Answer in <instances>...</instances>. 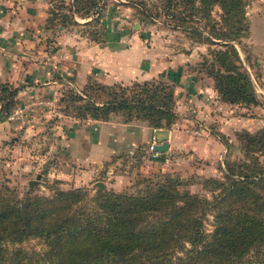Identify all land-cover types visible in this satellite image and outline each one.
Returning a JSON list of instances; mask_svg holds the SVG:
<instances>
[{
  "label": "trees",
  "instance_id": "trees-1",
  "mask_svg": "<svg viewBox=\"0 0 264 264\" xmlns=\"http://www.w3.org/2000/svg\"><path fill=\"white\" fill-rule=\"evenodd\" d=\"M97 3L70 0V9L80 17H91L84 22L90 24ZM246 3L162 0L164 12L176 25L193 18L211 22V6H219V21L212 20L205 37L217 47L205 61L220 98L230 103L258 100L234 44L248 29ZM186 27L193 34L202 33L196 24ZM90 35L97 38L95 30ZM94 83L109 96L100 103L88 101L82 110L78 106L76 116L108 120L111 112L123 110L127 121L138 117L153 127L170 124L173 89L168 83L151 78L135 82L130 90L120 83ZM19 90L20 86L0 79V121L11 111ZM67 97L80 98L71 90ZM238 137L246 156L254 148H264V128ZM225 178L227 182L206 180L219 189L212 188L210 198L191 192L184 187L187 180L170 172L140 175L133 191L94 194L72 187L50 195L27 191L20 197L13 187L1 183L0 264H238L250 253V264H263L264 167L255 158L226 160ZM208 213L210 231L202 223Z\"/></svg>",
  "mask_w": 264,
  "mask_h": 264
},
{
  "label": "rangeland",
  "instance_id": "rangeland-1",
  "mask_svg": "<svg viewBox=\"0 0 264 264\" xmlns=\"http://www.w3.org/2000/svg\"><path fill=\"white\" fill-rule=\"evenodd\" d=\"M35 1L43 4L46 12L44 29L40 31L44 34L43 48L47 52L40 58L42 65L57 67L58 60L53 53L59 49L58 37L71 36L77 40L75 46L80 44L83 49L91 47L93 51L107 47L109 52H113L122 47L129 51L140 50L143 54L145 50L147 53L142 57V68L152 61L155 68H161L158 74L147 79L112 83H120L121 87H127L128 90L129 87H135V82L151 78L168 83L173 89L170 105L173 113L167 128L178 122V128L187 140L195 142L201 137H211L213 140L207 141L203 146L199 144L198 152L188 147L168 155L166 159L161 157L155 165L149 164L142 171L140 165L148 163V147L138 153L122 156L112 164L111 174L98 173L86 181L73 180L70 175L60 179L52 173L49 174V168L53 170L65 163V156L56 153L60 142L57 125L63 117L59 113L80 120L88 119L90 117L76 116L78 106L82 110L88 101L100 103L109 96L94 81L112 83L90 75L83 86L76 82H66L56 96L46 93L49 98L39 94L21 96V99L17 93L16 98L12 99L9 114L14 116L8 118L7 115L6 119L0 121V184L6 183L13 187L20 197L27 191L50 195L56 189L72 187H84L94 194L102 190L133 191L140 175L170 172L187 180L184 187L191 192L210 198L212 188L216 192L219 189L206 180L213 178L227 182L226 160L250 161L255 158L264 167V148H254L246 156L238 137L244 131L255 132L264 128V0H246L244 15L248 29L241 33L239 43L234 42L258 99L251 103H230L222 100L214 87L213 78L207 73L205 59L212 57V51L217 45L205 37L209 36L207 31L212 20L219 21L221 10L217 4L211 6V22L203 18H193V21L176 25L164 12L162 0H98L92 16L95 17L94 21L85 24L91 17L73 14L70 0ZM18 5L20 2H13L12 6L14 8ZM146 10H151L152 13L147 14ZM72 17L79 23L73 22ZM195 24L200 26V35L191 33L189 28L187 30L186 25ZM90 30H95L97 38L91 37ZM0 79L22 88V85L9 79ZM204 85L209 86L214 93L210 94L201 89ZM70 90L80 98L69 100L67 93ZM133 112L136 116V110ZM125 113L123 110H115L110 113L109 119L117 117L123 122L138 120L148 124L146 119L138 117L127 121ZM214 139L222 141L220 150L216 148ZM208 145L212 150L210 153L200 152V148ZM36 178L38 182L30 186L29 180ZM94 179L102 181L104 186L100 188L96 184L98 180ZM202 223L210 231L213 228L212 215L208 213L202 218ZM186 246L190 248L189 244ZM252 260L250 253L238 264H250Z\"/></svg>",
  "mask_w": 264,
  "mask_h": 264
},
{
  "label": "crops",
  "instance_id": "crops-1",
  "mask_svg": "<svg viewBox=\"0 0 264 264\" xmlns=\"http://www.w3.org/2000/svg\"><path fill=\"white\" fill-rule=\"evenodd\" d=\"M30 1L0 0V77L22 85L18 91L20 97L39 94L44 97L56 96L66 82H76L83 86L90 75L110 83H125L133 79H147L161 70L155 68L152 61L142 68V57L147 53L145 50L143 54L140 50L129 51L122 47L113 52H109L107 47L93 51L91 47L83 49L80 44L75 46L77 40L71 36L57 38L59 49L53 53L58 60L57 67L42 65L40 58L47 52L43 48L44 34L40 31L44 29L46 12L43 4ZM13 2H20V5L13 8ZM201 89L214 93L209 86L204 85ZM59 115L63 117L57 125L60 142L56 153L65 156V163L53 170L49 168L48 172L60 179L70 175L73 180L86 181L98 173L111 174L114 162L124 155L146 150L153 136L156 138L155 144L168 143L167 149L159 155L165 159L188 147L198 152L199 144L203 146L213 140L211 137H201L195 142L187 140L178 128V122L164 129L138 120L123 122L117 117L108 120H80ZM220 141H214L218 150L221 147ZM210 151L209 145L200 148L203 154ZM147 159L148 163L140 165L141 171L147 169L149 164L155 165L158 162V157H151L150 150Z\"/></svg>",
  "mask_w": 264,
  "mask_h": 264
},
{
  "label": "water",
  "instance_id": "water-1",
  "mask_svg": "<svg viewBox=\"0 0 264 264\" xmlns=\"http://www.w3.org/2000/svg\"><path fill=\"white\" fill-rule=\"evenodd\" d=\"M167 147H168V143L167 142H162V143H157V144H154L153 146H152V149L153 150H157V151H160V152H164L166 149H167ZM46 167H44V169H45ZM40 176V173H38L37 174V177H39ZM38 182V178H36V179H30L29 180V184H30V186H32L33 184H36ZM96 184L100 187V188H102L103 186H104V183L102 182V181H96Z\"/></svg>",
  "mask_w": 264,
  "mask_h": 264
},
{
  "label": "built area",
  "instance_id": "built-area-1",
  "mask_svg": "<svg viewBox=\"0 0 264 264\" xmlns=\"http://www.w3.org/2000/svg\"><path fill=\"white\" fill-rule=\"evenodd\" d=\"M16 111H17V110H15V112H16ZM10 114H11V113H10ZM10 114H8V118L14 116V115H10ZM155 140H156V138L153 136V137H152V141H151V143L149 144L150 155H151L152 158H157V157L160 155V151H157V150H153V149H152V146L155 144Z\"/></svg>",
  "mask_w": 264,
  "mask_h": 264
}]
</instances>
